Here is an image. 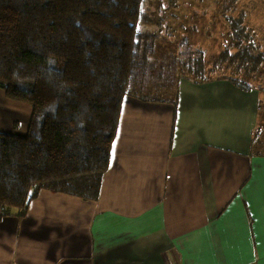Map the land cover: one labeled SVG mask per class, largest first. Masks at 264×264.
<instances>
[{"label":"crops","instance_id":"obj_1","mask_svg":"<svg viewBox=\"0 0 264 264\" xmlns=\"http://www.w3.org/2000/svg\"><path fill=\"white\" fill-rule=\"evenodd\" d=\"M251 2L264 48V0ZM260 74L251 91L190 76L165 99L134 87L100 199L40 191L0 219V264H264ZM31 114L0 89V133L26 134Z\"/></svg>","mask_w":264,"mask_h":264},{"label":"trees","instance_id":"obj_2","mask_svg":"<svg viewBox=\"0 0 264 264\" xmlns=\"http://www.w3.org/2000/svg\"><path fill=\"white\" fill-rule=\"evenodd\" d=\"M144 1L0 0V89L32 107L26 134L0 133V219L42 190L100 199L125 98L152 51L146 43L141 60ZM227 20L232 44L212 71L201 53L182 68L202 83L229 69L219 79L251 91L264 48L245 10Z\"/></svg>","mask_w":264,"mask_h":264},{"label":"rangeland","instance_id":"obj_3","mask_svg":"<svg viewBox=\"0 0 264 264\" xmlns=\"http://www.w3.org/2000/svg\"><path fill=\"white\" fill-rule=\"evenodd\" d=\"M231 1L145 0L139 25L144 37L139 52L141 60L146 43L152 47V51L143 60L145 66L140 70L143 75L132 85L131 91L138 87L137 94L140 95L146 93L154 99L169 97L180 78H193L194 74L192 76L187 70L184 71L182 64L190 58L200 57V53L207 63V69L212 71V63L222 50L232 44L227 17H238L245 10V24L249 27L252 11L256 10L251 0H237L228 4ZM223 75L234 76L235 71H213L210 79ZM252 84L256 86L260 82Z\"/></svg>","mask_w":264,"mask_h":264}]
</instances>
